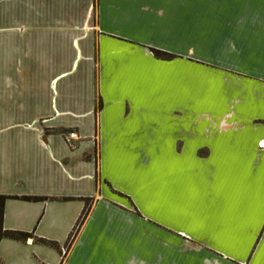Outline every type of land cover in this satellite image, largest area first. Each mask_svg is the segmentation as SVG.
<instances>
[{
    "label": "crops",
    "instance_id": "obj_1",
    "mask_svg": "<svg viewBox=\"0 0 264 264\" xmlns=\"http://www.w3.org/2000/svg\"><path fill=\"white\" fill-rule=\"evenodd\" d=\"M19 1L0 0L11 83L17 45L39 47L31 22L18 39ZM95 10L89 89L81 59L40 97L0 86L2 229L32 235L2 239L0 264H264V0Z\"/></svg>",
    "mask_w": 264,
    "mask_h": 264
},
{
    "label": "rangeland",
    "instance_id": "obj_2",
    "mask_svg": "<svg viewBox=\"0 0 264 264\" xmlns=\"http://www.w3.org/2000/svg\"><path fill=\"white\" fill-rule=\"evenodd\" d=\"M27 3L28 6L24 0L23 4L21 0L18 3V11L26 7L28 14L27 17L23 10L19 12L18 39L26 34L24 27L31 22L34 26L31 33L35 42L39 41V47L35 46L29 56L23 54L24 49L18 48L17 45V58L23 61L11 65L17 70L16 77L12 75V83L8 79L12 73V70L9 72V64L0 65V86L30 89L35 98L40 97L55 76L71 70L74 59H81L77 66V83L80 86L81 82V89H89L95 73L93 43L97 0H27ZM32 10L35 13L34 20L30 21L28 18ZM42 40L44 48L41 46ZM42 59L49 62L42 63ZM69 248L68 243L64 245L65 252Z\"/></svg>",
    "mask_w": 264,
    "mask_h": 264
},
{
    "label": "trees",
    "instance_id": "obj_3",
    "mask_svg": "<svg viewBox=\"0 0 264 264\" xmlns=\"http://www.w3.org/2000/svg\"><path fill=\"white\" fill-rule=\"evenodd\" d=\"M152 55L157 58V59H161V60H170L173 58V56L150 49ZM7 199H11L9 197H4V196H0V241L2 239H10V240H14V241H19V242H26L28 239L32 238L31 234H25V233H20V232H13V231H4L2 229V214H3V206H4V202ZM13 199H17V200H21V201H25V202H39V201H43V198H38V197H21V198H13ZM85 201V207L71 233V235L69 236L67 242L65 244H69V247L72 245L75 237L77 236L80 228L82 227L83 223L85 222V220L87 219V216L89 215L90 212V208H91V200L87 199L84 200ZM37 243L49 247L55 251L61 252V248L60 246L55 243V242H50V241H46L43 239H38L36 241Z\"/></svg>",
    "mask_w": 264,
    "mask_h": 264
},
{
    "label": "built area",
    "instance_id": "obj_4",
    "mask_svg": "<svg viewBox=\"0 0 264 264\" xmlns=\"http://www.w3.org/2000/svg\"><path fill=\"white\" fill-rule=\"evenodd\" d=\"M69 138H70V139H75V136L70 135Z\"/></svg>",
    "mask_w": 264,
    "mask_h": 264
},
{
    "label": "water",
    "instance_id": "obj_5",
    "mask_svg": "<svg viewBox=\"0 0 264 264\" xmlns=\"http://www.w3.org/2000/svg\"><path fill=\"white\" fill-rule=\"evenodd\" d=\"M29 241V240H28Z\"/></svg>",
    "mask_w": 264,
    "mask_h": 264
}]
</instances>
